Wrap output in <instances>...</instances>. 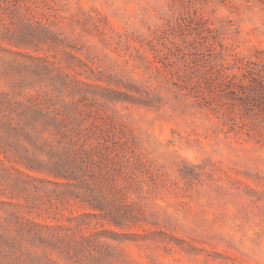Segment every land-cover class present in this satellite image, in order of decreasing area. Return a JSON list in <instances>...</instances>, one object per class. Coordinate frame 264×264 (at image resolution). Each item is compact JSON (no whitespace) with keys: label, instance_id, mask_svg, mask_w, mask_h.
I'll return each mask as SVG.
<instances>
[{"label":"rangeland","instance_id":"rangeland-1","mask_svg":"<svg viewBox=\"0 0 264 264\" xmlns=\"http://www.w3.org/2000/svg\"><path fill=\"white\" fill-rule=\"evenodd\" d=\"M0 264H264V0H0Z\"/></svg>","mask_w":264,"mask_h":264}]
</instances>
